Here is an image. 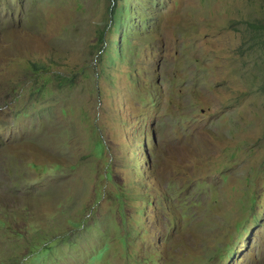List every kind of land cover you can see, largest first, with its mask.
I'll return each mask as SVG.
<instances>
[{
	"label": "rangeland",
	"instance_id": "1",
	"mask_svg": "<svg viewBox=\"0 0 264 264\" xmlns=\"http://www.w3.org/2000/svg\"><path fill=\"white\" fill-rule=\"evenodd\" d=\"M264 0H0V264H264Z\"/></svg>",
	"mask_w": 264,
	"mask_h": 264
},
{
	"label": "trees",
	"instance_id": "2",
	"mask_svg": "<svg viewBox=\"0 0 264 264\" xmlns=\"http://www.w3.org/2000/svg\"><path fill=\"white\" fill-rule=\"evenodd\" d=\"M263 26V28H264V25H262Z\"/></svg>",
	"mask_w": 264,
	"mask_h": 264
}]
</instances>
